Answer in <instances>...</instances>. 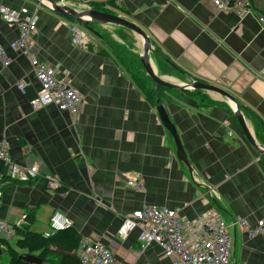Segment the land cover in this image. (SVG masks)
Masks as SVG:
<instances>
[{
	"label": "crops",
	"instance_id": "obj_1",
	"mask_svg": "<svg viewBox=\"0 0 264 264\" xmlns=\"http://www.w3.org/2000/svg\"><path fill=\"white\" fill-rule=\"evenodd\" d=\"M57 1L75 7L104 3L137 23L159 50L151 54L159 74L224 88L242 103L250 128L264 143V27L259 19L264 0H254L251 11L219 10L212 0ZM0 5L36 12L32 50L85 99L76 117L55 105L33 108L41 85L28 57L11 48L19 28L0 16V46L11 59L7 65L0 59V141L8 143L14 161L40 171L29 182L3 175L0 219L14 229L24 220L22 227L44 233L54 212L63 211L81 238L113 251L114 264H173L157 243L142 249L140 229L121 237L125 216L159 206L191 221L216 209L233 239L230 264H264V230L249 237L238 222L264 219V157L226 103L203 92L159 87L166 89L160 101L190 170L150 97L151 88L157 89L140 64L138 37L140 78L102 40L113 26L93 25L97 34L88 31L91 42L84 49L72 42L75 21L30 0H0ZM121 38L118 42L130 51ZM21 82L24 91L18 88ZM49 178L57 179L61 189H50Z\"/></svg>",
	"mask_w": 264,
	"mask_h": 264
},
{
	"label": "built area",
	"instance_id": "obj_2",
	"mask_svg": "<svg viewBox=\"0 0 264 264\" xmlns=\"http://www.w3.org/2000/svg\"><path fill=\"white\" fill-rule=\"evenodd\" d=\"M212 1L219 10L251 11L254 5V0ZM0 16L7 23L19 28V37L11 43V48L28 57L33 73L41 85L37 97L32 101L33 108L55 105L62 112H67L73 117L78 116L85 103L83 95L67 79L58 74L57 67L43 63L30 46L37 20L36 12L30 11L27 7L15 9L0 5ZM259 19L264 27V13L259 14ZM70 30L73 44L87 49L91 42L88 30L76 22H71ZM0 59L4 65L11 61L2 46H0ZM18 88L24 91L25 84L19 83ZM0 164L3 169H0V181L4 175L12 181L29 182L37 179L40 173L37 165L14 161L9 155L6 141H0ZM129 184L136 185L134 181H129ZM47 185L52 190H57L61 186L55 178H49ZM238 222L249 237H255L264 230V219L255 224H249L244 219H239ZM23 223L24 220H21L17 225L18 228H21ZM70 226L72 220L63 211L58 210L51 217L50 229L43 235L49 238ZM137 228L140 229L139 241L142 249L150 243H157L163 249L164 255L173 260V264H230L231 262L233 239L228 223L216 209L209 211L206 216L190 221L177 210L148 206L125 216L120 235L126 238ZM15 233L16 229L0 219V237L11 239L15 237ZM77 254L81 264H114L115 260L114 253L109 247L90 237L81 238Z\"/></svg>",
	"mask_w": 264,
	"mask_h": 264
},
{
	"label": "water",
	"instance_id": "obj_3",
	"mask_svg": "<svg viewBox=\"0 0 264 264\" xmlns=\"http://www.w3.org/2000/svg\"><path fill=\"white\" fill-rule=\"evenodd\" d=\"M30 1L56 14L62 15L66 18H69L81 24L89 32L94 34H97V31L94 29L93 25L114 26L133 32L140 39V42L143 47L142 52L140 51L139 53L140 64L142 65L145 74L154 83L157 92L159 87L177 89L183 92H203L226 103L229 106V108L232 110L235 118L237 119L238 125L240 126L247 140L250 142L252 147L258 152V154L264 157V143H262L259 139H257L252 129L250 128L242 103L239 102L230 92L213 83H206L198 79H195L193 77H189L186 80H172L159 74L156 71L155 65L153 64L151 58V54L153 52L158 53L159 50L152 44L151 39L147 34V32L137 23L118 14L97 10L89 6L88 3H84V2H83L84 6L76 5L80 7L72 8L67 5L71 3L60 2L57 0H30ZM174 67L179 71H181L178 67L176 66ZM157 102H158L157 109L161 116V120L174 138V141L178 149V155L181 159H183L184 163L191 170L192 167L187 157L185 156L180 137L177 134L174 125L168 121L167 116L165 114V109H164L165 107L163 103H161L160 98L157 99ZM21 258H23L24 260H26L31 264H43L41 258L28 253L22 254Z\"/></svg>",
	"mask_w": 264,
	"mask_h": 264
},
{
	"label": "trees",
	"instance_id": "obj_4",
	"mask_svg": "<svg viewBox=\"0 0 264 264\" xmlns=\"http://www.w3.org/2000/svg\"><path fill=\"white\" fill-rule=\"evenodd\" d=\"M91 5L97 10L116 14L111 9L106 8L104 3L93 2ZM101 38L110 46L112 52L117 55L121 62L125 63L126 66L130 68L131 73L140 78V69H135V61L134 59H130L128 57L129 55L127 56V50L119 43L113 41L110 36L106 34H101ZM168 90L171 91L172 89ZM164 91H166L164 88L158 89V97L160 100H162V95L165 94ZM149 92L152 100L157 101V91L154 88H151ZM206 97L203 98L206 99ZM211 100L210 103H214V101ZM219 104L224 105L223 103ZM229 110L231 109L229 108ZM0 169L3 170L1 164ZM60 189L61 188L58 190ZM80 241L81 235L73 225L62 231L56 232L49 238H46L43 233L21 227L16 229L13 241L5 237H0V247L5 250L9 256L8 264H31L21 258V255L25 253L38 256L42 259L43 264H81L77 254ZM54 249H56V251H53ZM53 254H55V257L52 256Z\"/></svg>",
	"mask_w": 264,
	"mask_h": 264
},
{
	"label": "rangeland",
	"instance_id": "obj_5",
	"mask_svg": "<svg viewBox=\"0 0 264 264\" xmlns=\"http://www.w3.org/2000/svg\"><path fill=\"white\" fill-rule=\"evenodd\" d=\"M111 0H106V4L109 3ZM112 34L109 35L110 38L115 41L116 43H119L118 41L120 40V35L122 37H124L123 39L121 38V40L123 42H125L127 44V46L131 49L130 51L127 50V55H130L128 56L130 59H134L135 61V69H137V66H139V61H137V55H136V50L138 51L139 50V43L138 40H137V36L135 34H133L131 31L127 34L126 32L123 34V33H119L120 31H117V28H115L113 26L112 27H109ZM124 32V31H122ZM119 34V35H118ZM129 35V36H128ZM120 44V43H119ZM121 45V44H120ZM164 75V74H163ZM15 237L9 239L11 241H13ZM9 262V256L7 254V252L5 250H3L1 247H0V264H8Z\"/></svg>",
	"mask_w": 264,
	"mask_h": 264
},
{
	"label": "bare ground",
	"instance_id": "obj_6",
	"mask_svg": "<svg viewBox=\"0 0 264 264\" xmlns=\"http://www.w3.org/2000/svg\"><path fill=\"white\" fill-rule=\"evenodd\" d=\"M68 6H70V5H68ZM70 7H72V8H75V6H70ZM77 8V7H76ZM58 190V189H57Z\"/></svg>",
	"mask_w": 264,
	"mask_h": 264
}]
</instances>
